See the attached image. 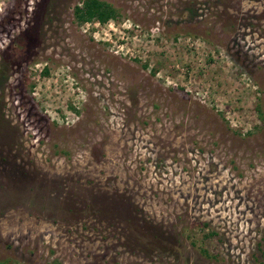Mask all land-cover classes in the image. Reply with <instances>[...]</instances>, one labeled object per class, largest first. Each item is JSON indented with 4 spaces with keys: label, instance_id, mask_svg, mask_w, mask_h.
Masks as SVG:
<instances>
[{
    "label": "rangeland",
    "instance_id": "rangeland-1",
    "mask_svg": "<svg viewBox=\"0 0 264 264\" xmlns=\"http://www.w3.org/2000/svg\"><path fill=\"white\" fill-rule=\"evenodd\" d=\"M103 1L0 0V264H264V0Z\"/></svg>",
    "mask_w": 264,
    "mask_h": 264
},
{
    "label": "trees",
    "instance_id": "trees-1",
    "mask_svg": "<svg viewBox=\"0 0 264 264\" xmlns=\"http://www.w3.org/2000/svg\"><path fill=\"white\" fill-rule=\"evenodd\" d=\"M188 12H193L191 8H188ZM116 9L108 2L103 0H79L72 7V15L74 21L77 24H83L87 22L105 23L109 19L116 17ZM144 67H146L143 64ZM258 113H261L260 108L256 109Z\"/></svg>",
    "mask_w": 264,
    "mask_h": 264
}]
</instances>
